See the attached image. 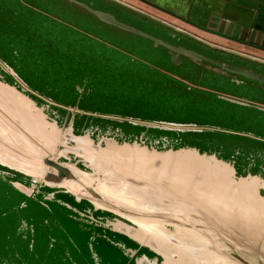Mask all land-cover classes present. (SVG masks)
Returning <instances> with one entry per match:
<instances>
[{
	"label": "rangeland",
	"instance_id": "rangeland-1",
	"mask_svg": "<svg viewBox=\"0 0 264 264\" xmlns=\"http://www.w3.org/2000/svg\"><path fill=\"white\" fill-rule=\"evenodd\" d=\"M75 1L93 10L109 13L118 22L155 39L183 46L230 67L250 70L264 79V59L261 57L253 59L246 52L238 53L215 43H202L188 30H178L180 25L177 23L153 16L132 3L121 0ZM180 27L185 29L182 25ZM0 69V81L4 83L11 75L16 84L14 88L26 97H33L34 101L31 100L45 115L48 126L56 124L60 132L70 129L72 122H69L67 114L53 108L67 109L73 115L86 113L102 120L109 118L120 123L159 126L163 130L212 132L218 137L216 141L219 144L264 135V111L260 110L264 109V85L252 82L236 84L231 81L233 76L229 73L205 63H192L185 57L176 65L166 48L156 47L149 39L106 25L67 0H0ZM153 88L154 92L151 91ZM232 101L243 102L249 107ZM203 104L209 108H202ZM134 105L155 111L176 110L179 113L175 115L182 119V123H176L173 120L175 116L169 114H164L157 121L141 122L138 117L141 112L133 113ZM11 108L9 102L0 98V130H4L0 134V146L14 144L24 130L30 132L23 117ZM10 111L13 112L9 114ZM207 112L215 113L211 115ZM255 114L260 117V125L254 124ZM7 116H12L11 123ZM201 119L208 122L201 123L205 125L183 123ZM100 129L95 125L78 136L91 139L94 155L88 157L83 149L78 148L79 152L63 155L58 161L74 165L114 189H125V184L131 185L129 188L135 196H150L142 203L154 201L152 205L165 208L166 212L171 210L177 214L175 207L181 204L186 211H194L190 214L196 221L191 224L200 229L210 227L211 235L215 230L217 234L237 233L236 228L237 231L220 218L202 220L205 211L197 204H188L173 189L167 191L178 183L177 180L159 178L165 173L180 175V172L170 171L187 166L185 164L191 163L196 154L212 165L216 162L224 166L220 163L224 161L213 154H201L189 146L179 151L163 150L161 145L158 148L159 141L147 140L144 134L139 140L129 142L117 131L121 136L114 137L116 132L110 126L103 133ZM35 138L38 139L37 136ZM248 139L255 144L258 141ZM164 141L165 147L166 138ZM150 142L153 143L150 147L154 148L148 147ZM75 147L76 142L70 141V148ZM98 149L104 151L98 153ZM260 151L264 152L261 145L250 150V158L255 156L257 164L264 162V158L255 155ZM237 156L239 154L232 160ZM224 163L234 169L232 163ZM137 172H140L139 177L132 174ZM203 173L197 171V175L187 181V186L192 189L196 186H212L213 190L222 188L221 183L203 177ZM234 173L229 174L228 180L237 182L243 178L237 176L235 169ZM17 175H21L23 185L34 190L31 197L12 184L18 182L15 181ZM256 177L264 183V176ZM46 187L43 179L24 175L0 162V264H82L84 257L89 260L86 253L92 247L97 252V243H88L87 235L101 233L110 236L107 230L90 226L88 222L82 224L75 219L64 203L72 204V200L64 196L53 200L57 191L52 192L61 188L47 190ZM236 187L235 184L232 186L234 191ZM39 190L44 192L45 199L52 201L39 196ZM256 193L264 197V186ZM191 195L199 197L200 194L191 192ZM260 206L264 208V205ZM78 210L82 211L81 208ZM261 216L263 218V212ZM114 218L121 221L118 216ZM167 229L174 232L173 227ZM207 238L210 239V236ZM144 241L155 246V241L150 238ZM99 258L102 264V257Z\"/></svg>",
	"mask_w": 264,
	"mask_h": 264
},
{
	"label": "bare ground",
	"instance_id": "bare-ground-1",
	"mask_svg": "<svg viewBox=\"0 0 264 264\" xmlns=\"http://www.w3.org/2000/svg\"><path fill=\"white\" fill-rule=\"evenodd\" d=\"M0 93V98L6 100L7 103L9 102L11 109L21 115L26 125L30 128V132L23 129V133H19L14 140L15 145L12 143L8 147L0 146V162L3 165L35 178L44 179L49 173V168L45 165L44 160L48 158L58 161L59 157L68 155L73 150L70 148V141L76 142V152H79L78 148H81L88 157L95 154L94 146L88 136L74 137L71 129L60 132L56 124H51L50 128L48 126L49 122L40 108L14 87L0 81ZM13 111H10L9 114ZM11 117L7 116L10 123L12 122ZM26 129L28 130V128ZM1 132H4V130H0V134ZM103 151L104 149H98V153ZM13 152H18L22 155L27 154L34 158L23 160L15 156ZM168 155H165V157H168ZM191 161V163L196 164L189 162L185 164L187 165L185 167L170 171L180 172V175L173 174V176H170L165 173L160 175L159 178L165 177L177 180L178 183L167 189V191L173 189L175 194L184 198L188 204H197L205 211L202 213V220H205V218L218 220L220 218L224 223L227 222L231 227L236 228L238 230L237 234L228 233L230 234V239L217 238V230L212 232L211 235L210 227L200 229L191 224L196 221L191 216L194 211H186L185 207H181V204L175 207L177 208V214H173L171 210L166 212L165 208L152 205L154 201L148 204L142 203L144 200L149 199L150 196L147 198L144 195L143 197L140 195L135 196L129 188L132 187L131 185L125 184V189L111 188L107 183L95 180L94 176L79 170L74 165L64 163L65 168L69 172V178L63 180L62 183H54L53 186L66 188L78 196H87L98 208L103 206L100 200L94 196V193L100 199L106 197L132 209L128 215L122 214L118 210L115 211L131 220L136 227L133 228L121 221H116L113 224L114 228L123 230L142 242L146 238L154 240L158 244H155L154 248L164 253L168 264L192 262L200 264L206 262H209V264H229L226 260L227 258L220 254L221 252L228 254L229 249L233 248L227 241L248 250L252 248L263 251L264 216L262 218L261 214L262 212L264 214V208L260 205H264V199L260 194L256 193L258 188L264 186L262 180L258 177H249L241 178L237 182L230 181L228 180L229 174L233 175L234 169H231L228 164L220 162L222 165L224 164V166H221L215 162V165H212L209 162L206 163V160L198 154ZM197 171H204L203 177L212 178L215 183H221L222 188L213 190L212 186H196L194 189L188 187L187 181L192 180L194 175H197ZM139 173L132 174L139 177ZM182 183H184L183 186H181ZM234 184L237 186L236 191L232 188ZM16 185L29 195L33 192L31 188L22 184L17 183ZM191 192L199 193L200 195L199 197L191 195ZM157 195L162 197L159 194ZM159 215H169L171 219L159 218ZM167 227H173L174 232H170ZM152 230L155 233H152ZM184 235H187V237L181 243L182 247L173 243H163L165 240L168 242L171 237H185ZM207 236H210V239ZM176 255L180 256V261L175 262L173 257Z\"/></svg>",
	"mask_w": 264,
	"mask_h": 264
},
{
	"label": "crops",
	"instance_id": "crops-1",
	"mask_svg": "<svg viewBox=\"0 0 264 264\" xmlns=\"http://www.w3.org/2000/svg\"><path fill=\"white\" fill-rule=\"evenodd\" d=\"M134 5L153 16L169 19L177 23L180 31H189L202 43L220 45L238 53L253 50L248 44L264 49V0H121ZM163 17V18H162ZM217 47V46H216ZM245 49V50H244ZM255 50V49H254ZM256 51V50H255ZM264 55V52L259 51ZM255 59L254 53L248 52ZM262 58V57H261ZM264 59V58H262ZM39 196L45 198L39 190ZM64 196L72 200L66 206L76 208L73 198L61 193L54 197ZM50 201V200H49ZM75 204V205H74ZM69 211H71L68 208ZM73 213V211H71ZM74 214V213H73ZM88 243H97V252L92 247L82 260V264H168L166 256L129 236L126 232L96 233L87 235ZM99 240V242H98ZM76 248L74 245L72 246ZM76 264V262H74Z\"/></svg>",
	"mask_w": 264,
	"mask_h": 264
},
{
	"label": "water",
	"instance_id": "water-1",
	"mask_svg": "<svg viewBox=\"0 0 264 264\" xmlns=\"http://www.w3.org/2000/svg\"><path fill=\"white\" fill-rule=\"evenodd\" d=\"M67 1H69L71 3H74V4L78 5L79 7L85 9L86 11H88L89 13H91L92 15H94L95 17H97L100 22H102V23H104L106 25L113 26V27H116V28L121 29L123 31L129 32V33H133V34H136L138 36H141V37H144L146 39H149V40H151L152 42L155 43V46L156 47L162 46V47L166 48L168 50V52H169L171 61L174 64H176V65H179L180 62H182V57H185V58H188V59H190V60H192V61H194L196 63H206L208 65H211V66H213L215 68H218V69L222 70L225 73H229V74H231L233 76L242 77V78H245V79H248V80H251V81H254V82H257L259 84L264 85V79L261 78V77H259V76H257L256 74H254L250 70H245V69L230 67V66H228L226 64H223V63H220L218 61L212 60V59H210V58H208L206 56H203L201 54H198V53H196V52H194L192 50H188V49H186L184 47L173 46L171 44L165 43V42H163L161 40H158V39L153 38L150 35H147V34L141 32V31H138V30H136L133 27H130L128 25H125V24H122V23L118 22L116 20V18L113 15L109 14V13H104V12H101V11L93 10V9L89 8L87 5H85L83 3H80V2H77L75 0H67ZM9 76L12 78V82H10L8 80V77ZM8 77L3 82L6 83V85H9L11 87L16 86V84L14 83L13 77L11 75H8ZM17 91L19 92V90H17ZM29 99H32L33 100L34 98L30 96ZM54 102L56 104H58V105H61V104H59L56 101H54ZM232 102H235L236 103V101H232ZM40 103H43V101L40 100ZM239 104L246 105V104L240 103V102H239ZM61 106H63V105H61ZM53 109L56 110V111H60L64 115L65 114L68 115L69 122L70 121L72 122L70 129H71L74 137L82 136L85 133V131L88 130V129H86V130L82 131L81 134H77L75 132V118H76V116L77 117H79V116L80 117H84V116L92 117V116H89L86 113H83V114H74L73 115V114L69 113L67 109H63V108H61V109L60 108H53ZM95 118L96 119H99V117H95ZM108 120H110V121H116V120H112V119H109V118H108ZM141 122H143V121H141ZM131 124H133L135 126L145 127V128H158V129H162L159 126H147V125H143L142 123H137V122H131ZM92 128H94V126ZM97 128H98V126H97ZM167 129L168 130H171V131L181 132V131H178V130H175V129H169V128H167ZM167 129H165V130H167ZM100 130H101L102 133L104 132L102 129H100ZM116 131L119 132V134L122 135V133H121V131L119 129L113 130V132H116ZM96 132H98V131H95V133ZM117 132L116 133H113L114 134V137H116V136L117 137H120L121 136V135L117 134ZM185 132H193V131H189L188 130V131H185ZM185 132H183V133H185ZM195 133H203V131H196ZM0 142H1V140H0ZM163 143L165 145L164 138H163ZM166 143H167V141H166ZM1 145H3L4 147H8V144H1ZM148 147H150V146H148ZM150 148H154V147H150ZM170 149L171 150H174V151H179V150H183V149H188V147L186 146V147L179 148V149H173V148H167L165 146L163 148V150H170ZM194 149L197 150L201 154H210V155L213 154L218 159H220V160H222L224 162H230V163H232L234 165L235 171L237 172V169H236V167H237V165H236V163H237L236 158H234L231 161H228V160H224V159L220 158L217 153L201 152V151H199L196 148H194ZM73 151H75V149L71 150L70 153H72ZM13 153L17 157H20V159H23V160H31V159L34 158L33 156H28L27 154L26 155H22V154H20L18 152H13ZM236 155H238V152L236 153ZM255 155L257 157L261 156V158H264V152L263 151L256 152ZM256 160L257 159H256L255 156L249 158V167H244V169L242 170L245 175L238 174V172H237V176L243 177V178H249V177H253V176L256 177L258 175L264 176V162H262V164H257ZM44 163L49 168V173L43 179L44 182H45V184H47V186H48V187H46L47 190H53L55 188H61L62 190L61 189L59 191L58 190H55L52 193H55L57 191L56 193H61L63 195H69V196H71L73 198L75 204H76V205L74 204L76 206V208H73V207H70V206H68V208L71 211H73L74 218L77 219V220H79L82 224H84V223L85 224H88L89 223L88 225H90V226H93L95 228H100V229L107 230L110 233L111 232H114V231L115 232H120V231H123V230L115 229L114 226H113L114 222L120 221V220H117L116 218H114V216L115 217L118 216L119 218H121V222H123L124 224H126L128 226H131L133 228L136 227V225L134 223H132L131 220L127 219L126 217L122 216L121 214H119V213H117L115 211V210H118V211H120V213L125 214V215L130 214V211L132 209H130L126 205H123V204L120 205L116 201L111 200V199L106 198V197H104L103 199H100V197L97 194L94 193V196L97 197L100 200V203L103 206L101 208H98V207H96V205L94 204V202L89 197H87V196H78L76 194L71 193L66 188L59 187V186H53L54 183L55 184H59V183H62L63 180L69 178V174H68L69 172L65 168L64 163H61L59 161H54V160H51V159H48L47 158V159L44 160ZM6 167H8V166H6ZM8 168H10V167H8ZM253 168H258L260 170V172L253 173L252 172V169ZM18 172H20V171H18ZM20 173H22V172H20ZM22 174L25 175V173H22ZM17 183L22 184L21 182H12V184L14 185V187L17 188L19 191L23 192V194H25L28 197H31L32 196L33 193L31 195H29V194L25 193L24 191H22L19 187H17V185H16ZM33 192H34V190H33ZM38 193H39V191H38ZM50 195H52V194H50ZM261 197L264 199V197L262 195H261ZM45 200L49 201L50 199H45ZM53 200H56V198L54 197V194H53ZM50 201H52V199ZM79 208H81L82 211H79L78 210ZM98 209H102V211H100ZM159 216H160L159 218H164L165 217V218L171 219L170 217H167L165 215H163V216L159 215ZM82 219H84V221H82ZM108 219L109 220H112L114 222L108 221ZM86 222H88V223H86ZM105 224L108 225L109 227H106ZM152 233H155L154 230H152ZM237 233H238V231H237ZM128 235L131 236L130 234H128ZM184 236L185 237H182L181 236L179 238L178 237L177 238L171 237L168 242L166 240L164 242L165 243H168V244L173 243V244H175L177 246H181L182 247L181 243L183 242V240L186 239L187 235H184ZM229 236H230V234H228V233H226V234L225 233H223V234L222 233L217 234V238L223 237V238H226V239H230ZM143 242L148 245V243H146L145 241H143ZM227 242L230 243L233 248L232 249H229L228 254L227 253H223V252H221L220 254H221V256L227 258L226 260L228 261L229 264H264V250L263 251H261V250H254L252 248H249V250H248V249H245L244 247L234 245L230 241H227ZM155 244L158 245L156 242H155ZM177 257H178V259H175ZM230 257H232L234 260L230 259ZM179 258H180L179 255H176V256L173 257L174 260H179ZM190 264H200V263L193 262V263H190ZM202 264H209V262L202 263Z\"/></svg>",
	"mask_w": 264,
	"mask_h": 264
},
{
	"label": "trees",
	"instance_id": "trees-1",
	"mask_svg": "<svg viewBox=\"0 0 264 264\" xmlns=\"http://www.w3.org/2000/svg\"><path fill=\"white\" fill-rule=\"evenodd\" d=\"M248 45L253 50H250V51L247 50V53L251 52V53H254L258 57L264 58V55L259 52V51L264 52L263 48L255 46L253 44H248ZM8 80L12 82V78L10 76L8 77ZM179 86L183 88L182 84H180ZM151 91L154 92L155 89L153 88L151 89ZM139 92H141V89ZM165 96L166 98H169L167 95ZM208 103H211V101H209ZM202 108H209V107L203 104ZM133 110H134L133 113H135L136 111L141 112V114L138 116L141 121H157L160 118H162L164 114H169L171 116H175V119L173 120L176 123H182L181 122L182 119H180L179 117H177V115H175L179 113L176 110L155 111V110L146 109V108H139V106H135V105L133 106ZM207 113L214 115L215 112H207ZM125 117H128V116H125ZM253 119H254L255 125H260L259 115L255 114L253 116ZM206 122H208L206 119H201V120H197L196 122H183V123H194L197 125H205L201 123H206ZM95 125L98 127L100 126L102 130H107L108 126H110L112 130L119 129L124 139L129 142L139 140L141 135L144 134V138L147 140L159 141L158 148L160 147V145L162 148H164L163 138H166L167 148L179 149V148L189 146V147L196 148L201 152L217 153L218 156H220L222 159L228 160V161H231L232 158L235 157L236 153L238 152L239 156L236 157V161H237L236 169H237L238 174H241V175H245L244 172L242 171L244 167H249L250 150L257 148L258 145H261L262 148H264V142L257 141V143L255 144L254 141H249L248 137L246 138L245 141L239 140V141L229 142L227 144H219L216 141L218 137L216 135H213L212 132H204V133L185 132L183 133V132H177V131H171V130H162L158 128H145L141 126H135L128 122L120 123L117 121L96 119L95 117H87V116L77 117L76 116L75 118V132L77 134H81L82 131L89 129L90 127L92 128ZM168 144L170 147H168ZM152 145L153 143L150 142L149 146H152ZM252 172L258 173L260 172V170L258 168H253ZM20 178H21V175H17V177H15V181L23 183Z\"/></svg>",
	"mask_w": 264,
	"mask_h": 264
},
{
	"label": "flooded vegetation",
	"instance_id": "flooded-vegetation-1",
	"mask_svg": "<svg viewBox=\"0 0 264 264\" xmlns=\"http://www.w3.org/2000/svg\"><path fill=\"white\" fill-rule=\"evenodd\" d=\"M178 47H183V46H180V45H178ZM183 59H184V57H182ZM186 59H188V58H186ZM188 60H190V59H188ZM192 63H193V61L192 60H190ZM206 64V63H205ZM211 66V65H210ZM195 67V66H194ZM213 67V66H212ZM215 68V67H214ZM215 69H217V68H215ZM231 75V74H230ZM233 76V75H232ZM239 78H241V79H239ZM231 81L232 82H234V83H236V84H239V85H246L247 84V82H252V83H257V82H254V81H248V79H245V78H242V77H238V76H233L232 78H231ZM240 103H243V102H240ZM236 104L237 105H239V106H242V107H249V106H247V104L246 105H243V104H239V102H236ZM245 104V103H244ZM251 108V107H250ZM259 110V109H258ZM261 111H264L263 109H260ZM192 124V123H191ZM183 125V124H182ZM248 138H252V139H254V140H258V141H260V142H264V135H261V136H257L256 138H253V137H251V136H248Z\"/></svg>",
	"mask_w": 264,
	"mask_h": 264
}]
</instances>
